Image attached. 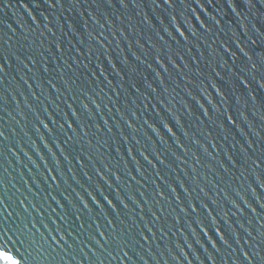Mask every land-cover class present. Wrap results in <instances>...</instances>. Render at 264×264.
I'll list each match as a JSON object with an SVG mask.
<instances>
[{
  "label": "water",
  "instance_id": "water-1",
  "mask_svg": "<svg viewBox=\"0 0 264 264\" xmlns=\"http://www.w3.org/2000/svg\"><path fill=\"white\" fill-rule=\"evenodd\" d=\"M62 2L50 7L46 0H11L12 7L0 12L8 57L0 61V130L7 137H0V193L9 211L34 219L38 241L40 233L60 239L67 252L57 248L53 255L70 264H235L237 250L243 260V251H251L247 230L253 236L264 230V185L257 178L264 170L251 164L264 158V87L250 76L245 85L241 71L264 63V0H183L172 9L156 8L152 0H138L139 7L133 0L127 7L120 0H102L99 7L94 0ZM100 33L107 49L93 38ZM70 121L78 134L68 128ZM193 200L198 212L191 211ZM101 231L126 240L131 259L111 261L96 240L108 251L115 245ZM234 233L244 238L241 244ZM9 238L18 237L9 232ZM8 248L15 253L12 244Z\"/></svg>",
  "mask_w": 264,
  "mask_h": 264
},
{
  "label": "snow or ice",
  "instance_id": "snow-or-ice-1",
  "mask_svg": "<svg viewBox=\"0 0 264 264\" xmlns=\"http://www.w3.org/2000/svg\"><path fill=\"white\" fill-rule=\"evenodd\" d=\"M46 2L49 4L50 7H56L57 2H59L61 4V6H63L62 0H46ZM72 2L75 5L77 3V0H72ZM94 2L97 3L98 7L102 6V0H94ZM178 2L182 3L183 0H162V2H161V0H152V4L156 8H163L164 5H167L168 8L172 9V6ZM112 3H113V0H108L109 5H112ZM120 3L124 7L128 6L127 0H120ZM249 3L251 4L252 0H249ZM133 5L136 7L140 6L138 0H133ZM35 6L40 7L39 4H36ZM10 7H12L11 0H0V12H3L5 10V8H10ZM23 7L28 8V4L24 3ZM35 19L36 18L33 17V20H35ZM94 19H95V17H94ZM172 20L176 24V20L174 17H172ZM97 22H99V21H97ZM22 27H23V25H22ZM175 30L177 32H179V34L181 36H183V37H185V39H187V37L185 36V33L180 31V28L176 27ZM169 35H173V33L169 32ZM100 37H103V33H100V36H95L93 38L100 44L101 49H107V45L105 44L104 40L101 39ZM0 39H2V38H0ZM81 43H83V41H81ZM108 51L110 53L111 50L108 49ZM80 54L83 55V53H80ZM91 54H92V52L90 51L89 55H91ZM100 55L103 56L104 51H100ZM245 55H247V54H245ZM109 58L111 59V56H109ZM7 59H8V57L4 55L3 43L0 42V61L7 60ZM249 60H251V57H249ZM159 62L163 63L162 57L160 58ZM32 63L35 64L36 61L32 60ZM65 63H67V61H65ZM4 71H5L4 64H3V62H0V72H4ZM44 71L50 72L51 69L49 66L46 65ZM241 71L247 73L246 76L242 77V82L245 85H247L249 83L248 77L250 76L252 79H256L257 77H259V81L261 82V86L264 87V75H261V73H264V63H252L251 65L246 64L241 69ZM49 83L52 84L51 81H49ZM64 83H65V85H69V82L67 80H65ZM52 87L55 88V90L57 92H60V88L57 87L55 84H52ZM217 91H220V89H217ZM119 95H120V93L116 92V96H119ZM221 96L225 100H227V96L225 94L221 93ZM0 98H3L2 92H0ZM74 98L75 97H73V99ZM37 99H38V97H37ZM88 99H92V97L89 95ZM93 103H95V100H93ZM68 107L72 109V115H75L77 117V120L80 121L81 127H85V125L83 123V119L79 116L78 110L71 103L68 104ZM84 107H85L86 111H91L88 107V104H85ZM201 107H203V105H201ZM0 108H3L2 104H0ZM96 108L100 109L101 105L99 103H96ZM216 110L218 113L223 115L219 106H216ZM203 114L207 115L209 119H212L211 114L207 109H205ZM49 115L51 116L52 113H49ZM65 115L67 116V113H65ZM227 121L232 123L233 125H235L237 123V121L233 118L232 114L227 115ZM55 122L59 123L58 121H55ZM41 123H43V121H41ZM43 127L48 128L49 132L54 131L49 126V124H47V123H43ZM59 127L61 129H64L63 124H59ZM129 127H134V125L129 123ZM153 127L155 128V125H153ZM165 127H167L168 131L170 133H172L173 136L176 135V133L173 131V128L171 126H169L168 124H165ZM219 127L221 129H223L224 131H227V124L226 123L220 122ZM68 128H71L73 130V132H77V134H78V129L75 127V122L70 121L68 123ZM109 131H111V129H109ZM157 134L159 135L158 129H157ZM0 137H4V139H7V137L4 136V133L2 130H0ZM73 139H74L73 136H68L69 142L73 141ZM161 139H163L162 136H161ZM196 142L199 143L198 140ZM177 143L180 144L179 139H177ZM180 147H183V144H180ZM2 151H3L2 142H0V153H2ZM145 159H148V157L145 156ZM196 159L198 161L199 157H197ZM229 159L232 160L233 164H236L238 166V161L233 159L231 156H229ZM161 162L163 163L164 161H161ZM81 163H83V162H81ZM185 163H186V161H185ZM251 164H252L254 171L264 170V158H259V157L254 158L251 160ZM245 171H247V168H245ZM101 175H103V174L101 173ZM116 178H117V180H119L120 179L119 175H117ZM257 178L260 180L261 184L264 185V177L260 176L259 171H257ZM52 179L55 180L56 177L53 176ZM105 179H107V178L105 177ZM133 179H135V177H133ZM184 191L186 193H188L189 195H191V192L187 187L184 188ZM172 192H176V189L172 188ZM205 194H207V193H205ZM164 195L165 194L163 192L160 193L161 197H164ZM81 199L83 200V197H81ZM104 199L107 200L108 204L112 205V207L114 209L116 208V205L113 203V201L111 199L108 198V196H105ZM177 199H179V196H177ZM93 200H95L98 205L100 204V201L96 196H93ZM214 203H216V202L214 201ZM232 203L234 204L235 207H237L239 209V211L241 213L244 212V209L241 208L240 205L236 201H232ZM20 204L23 206L24 212H28V206L24 203L23 200L20 201ZM61 207H63V205H61ZM85 207H87V204H85ZM101 207H102V205H101ZM127 207H128V205L125 204V208H127ZM190 207H191L192 212H198L199 211V208H198V206L194 200L190 204ZM203 207L208 212V214L211 216L212 209L210 208L209 204L207 202H203ZM249 207H251L250 204H249ZM9 208H10V205L5 203V196L2 193H0V264H37V262L40 261L41 259L45 262V264H61V262H63V264H70V262L67 261L64 256H60L59 260H57L56 256L53 255L54 253L57 252V248L62 249L64 252H67V249L65 248L64 244L61 243L60 239L57 240L55 236H51V238H49V236H45L43 233H40V240L38 241L36 239V232H33V228L35 227V223L33 222L34 219L28 220L21 213H17L16 216H14L13 213L11 211H9ZM33 208H35V205H33ZM188 208H189V206L186 205L184 207L183 211H185L187 213ZM37 211H39V210L37 209ZM253 211L255 212V209H253ZM5 213H7V214H5ZM17 218H19V222H17ZM60 219L64 220V217H60ZM77 219H80V217H77ZM157 219H159V217H157ZM215 220H216V218L213 217V221H215ZM109 223L112 225L113 229H115L116 226L113 224V222L109 221ZM29 224H31L32 227H29L28 226ZM201 225H202V227H204V231H205V226L203 224V220H201ZM241 226L243 227V225H241ZM43 227H46V226L43 225ZM80 227L81 228L84 227L83 223H81ZM149 230H151V229H149ZM208 231H210L209 228H208ZM208 231H205V233H207ZM216 231L221 235V238L223 239L224 243L226 245H229V247H231V244H230L229 239L227 238L226 234H224L220 228H217ZM9 232H11L13 235H17V237H18L17 241H12L10 238L5 239V237H7ZM57 232L60 233L59 228H57ZM99 235L102 236L105 241L115 245V247L112 249V251H108L107 248H105V245L100 242V240H98V239L96 240V243L100 246V248L104 249V251L107 252V255H108V257H110L111 261L119 262V261H124L125 258H127L129 260L131 259L128 251L125 250V248L128 246L127 241L123 240L117 232L113 231V235L111 238L108 235H106L103 231H101L99 233ZM234 235H236V243L241 244V241L244 238L239 236L237 233H234ZM247 236H248V239L246 241V244H247L248 248L251 249V251L244 250L243 251V258L244 259L240 260V258H239L240 257V251L237 250L235 264H244V261H248V264H255L254 258H258L261 261V264H264V230H261L257 236H253V230H247ZM19 237H23V239H20ZM61 238L64 239L63 236H61ZM143 238L145 240L148 239L147 236H144ZM92 239H95V237H92ZM253 240L256 241L255 244H253ZM9 244H12L13 247L16 248L15 253L8 248ZM17 244L19 245V247H16ZM45 244L48 245L47 249L44 247ZM53 244L55 245V247L53 246ZM241 247H243V245H241ZM20 248H23L24 251L21 252ZM49 249H50V251H49ZM33 251H35V253L37 255L34 256ZM117 252H119L120 254L116 255L115 253H117ZM100 264H102V262H100Z\"/></svg>",
  "mask_w": 264,
  "mask_h": 264
}]
</instances>
